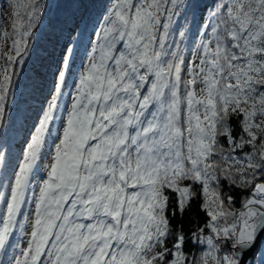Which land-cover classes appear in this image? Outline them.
Returning <instances> with one entry per match:
<instances>
[{"label": "snow or ice", "instance_id": "6c2138e0", "mask_svg": "<svg viewBox=\"0 0 264 264\" xmlns=\"http://www.w3.org/2000/svg\"><path fill=\"white\" fill-rule=\"evenodd\" d=\"M5 7L0 264H264V0H106L83 51L58 0L19 127L49 5Z\"/></svg>", "mask_w": 264, "mask_h": 264}, {"label": "trees", "instance_id": "16d2710c", "mask_svg": "<svg viewBox=\"0 0 264 264\" xmlns=\"http://www.w3.org/2000/svg\"><path fill=\"white\" fill-rule=\"evenodd\" d=\"M5 0H0V8L5 4ZM58 0H47L49 7L44 12V18L40 22L38 28L37 36L34 39L35 49L32 54V59L25 66L23 75L20 77L18 85L15 87V110L13 116L17 121V127L24 123V116L30 114L31 107L38 103V97L40 95V85L42 81L36 79L34 74V69L39 67L42 59L48 55L52 50V37H51V27L50 21L54 17H60L61 19L71 16L75 9L69 8H56V3ZM106 0H88L89 16H86L83 21L79 20V12H76L77 22L80 25L81 32H74V36L82 41L81 51L87 45L89 37L91 35L92 24L95 21L97 15L102 11L103 4ZM199 3H203V0H198ZM201 8L196 10L197 17L200 16ZM87 24V28L85 25ZM1 25V19H0ZM68 27H71L69 25ZM82 33V34H81ZM64 36L68 35V31H64ZM23 139V132L20 133L19 138L16 140V145L19 148L20 141ZM190 213H186L183 223L185 229L191 227L188 220ZM202 217V214H200ZM252 264H259V256H255L252 259Z\"/></svg>", "mask_w": 264, "mask_h": 264}, {"label": "rangeland", "instance_id": "374dc122", "mask_svg": "<svg viewBox=\"0 0 264 264\" xmlns=\"http://www.w3.org/2000/svg\"><path fill=\"white\" fill-rule=\"evenodd\" d=\"M5 3V2H4ZM7 16V11H6V7L5 4L0 8V19H1V25L4 24L5 22V18ZM72 35H74V32L72 33Z\"/></svg>", "mask_w": 264, "mask_h": 264}]
</instances>
